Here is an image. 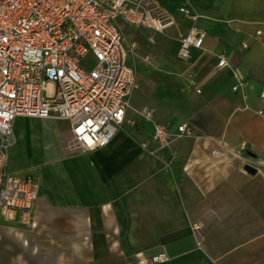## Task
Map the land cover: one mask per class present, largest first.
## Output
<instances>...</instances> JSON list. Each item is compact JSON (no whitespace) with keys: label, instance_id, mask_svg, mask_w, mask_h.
<instances>
[{"label":"crops","instance_id":"0c3cea01","mask_svg":"<svg viewBox=\"0 0 264 264\" xmlns=\"http://www.w3.org/2000/svg\"><path fill=\"white\" fill-rule=\"evenodd\" d=\"M154 4L174 25L140 53L125 29L138 88L108 146L79 150L66 121L13 124L14 138L20 124L41 123L49 144L11 147L8 173L36 177L37 226L15 232L0 218L9 243H0V264H264V0ZM192 26L206 37L181 59ZM218 55L229 67L216 69ZM236 71L246 85L233 91ZM143 107L165 128L188 124L192 136L153 141L137 116ZM162 253L166 262H151Z\"/></svg>","mask_w":264,"mask_h":264},{"label":"built area","instance_id":"2783aa9c","mask_svg":"<svg viewBox=\"0 0 264 264\" xmlns=\"http://www.w3.org/2000/svg\"><path fill=\"white\" fill-rule=\"evenodd\" d=\"M179 13L186 14L184 9ZM120 23L164 33L172 18L154 0H0V218L34 229L38 200L33 174L8 173L13 124L18 118L56 119L70 125L83 152L105 148L127 123L129 100L138 88L128 66ZM260 32L256 33V37ZM206 33L192 26L179 40L178 56L200 49ZM241 49L248 48L244 42ZM216 69L229 67L218 55ZM237 91L246 79L235 72ZM199 93V90H196ZM258 98L264 105V84ZM258 115H263L259 111ZM151 124V139L160 143L190 137L185 123L173 129L153 120V110L137 112ZM144 147L145 142H140ZM164 253L152 263L168 260Z\"/></svg>","mask_w":264,"mask_h":264},{"label":"rangeland","instance_id":"374dc122","mask_svg":"<svg viewBox=\"0 0 264 264\" xmlns=\"http://www.w3.org/2000/svg\"><path fill=\"white\" fill-rule=\"evenodd\" d=\"M127 27L133 28V29H130L131 36H132L131 41L134 40L137 43V48L135 50L136 52L140 53L143 50V48L145 47V44L148 45L149 47H151L152 46V44L150 42L151 38L154 39V41H156V42L159 39V36L156 35L157 33H146V32H143L141 29H139V27H134V26L127 25L125 23H121L120 31H121V35H122V41H123V46L125 48L126 56H130L133 53V51L130 50V42L131 41H129V43H128L125 39V29ZM18 120H16L15 122H17ZM15 122H14V124H15ZM13 127H14V125H13ZM48 136L49 135L46 132V128L41 123H40V125H37L35 127L31 124L30 125L20 124L19 128L17 129V131L14 135V143L16 146L19 147V149L21 148L22 150H25L28 147V145L45 146V145L49 144ZM139 144H140V141H139ZM10 151H11V149H10ZM5 226L10 228V230H13L15 232H21L23 229L19 226H16L14 224L7 223V222H5ZM0 238H2L1 242H0L1 244H7L8 243L7 241H4V238L2 236H0ZM14 242L21 247V245H22L21 241H14ZM18 251H19V253L15 254L16 258L18 260H22L21 250L19 249Z\"/></svg>","mask_w":264,"mask_h":264},{"label":"water","instance_id":"95a60500","mask_svg":"<svg viewBox=\"0 0 264 264\" xmlns=\"http://www.w3.org/2000/svg\"><path fill=\"white\" fill-rule=\"evenodd\" d=\"M247 172H253V170L250 167H246Z\"/></svg>","mask_w":264,"mask_h":264}]
</instances>
